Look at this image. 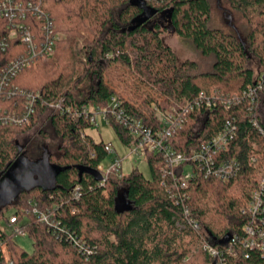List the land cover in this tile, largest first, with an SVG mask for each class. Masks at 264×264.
<instances>
[{"label":"trees","instance_id":"16d2710c","mask_svg":"<svg viewBox=\"0 0 264 264\" xmlns=\"http://www.w3.org/2000/svg\"><path fill=\"white\" fill-rule=\"evenodd\" d=\"M223 1L225 7L219 0L41 1L54 32L62 37L53 58L37 59L22 69L5 85L15 93L0 96V117L19 114L27 95L34 99L28 124H0V180L21 160L17 137L43 116L59 145L46 159L47 169H54L51 182L30 183L0 205V264H208L204 244L221 249L217 242L226 235L242 239V227L251 218L241 209L264 178V85L255 91L252 104L244 97L225 109L221 100L242 95L264 73V0ZM156 16L207 65L179 62L163 42L166 27ZM28 19L37 33V18ZM7 25L0 19L1 39L8 34ZM24 50L20 38L8 40L0 49V72ZM200 93L216 101L190 113L170 145L191 155L230 121L235 136L218 158L240 162L236 177L223 182L200 174L178 191L173 176L184 166L171 168L160 154L146 149L149 177L134 169L128 175L112 173L100 184L85 172L106 163L107 153L105 142L88 134V119L73 117L75 109L105 108L115 97L126 118L155 129L157 113L180 111ZM109 126L121 143L136 145L121 124L111 120ZM30 147L23 149L35 159ZM122 197L128 207L118 210ZM184 208L196 228L175 226L185 222ZM33 209L48 214L51 224L40 222ZM11 216L30 250L17 241L13 228H1L10 225ZM249 261L259 264L262 259L251 252Z\"/></svg>","mask_w":264,"mask_h":264},{"label":"built area","instance_id":"2783aa9c","mask_svg":"<svg viewBox=\"0 0 264 264\" xmlns=\"http://www.w3.org/2000/svg\"><path fill=\"white\" fill-rule=\"evenodd\" d=\"M42 0H0V19L7 21L8 34L5 38H0V49L7 47L8 40L20 38L24 44L23 53L11 58L0 72V96L10 97L15 92L14 89H6L8 81L14 78L22 69L32 65L37 59H50L54 57L55 43L59 40V34L54 32L53 24L48 15L42 11L40 3ZM37 18L35 25L38 27L37 33H32L29 19ZM40 20V21H38ZM264 85V73H261L255 81L254 87L249 86L242 95L226 97L221 100L225 109L237 105L243 101V98L254 102L255 91L260 90ZM25 95L24 92H21ZM26 104L19 114L10 113L0 117V124H28L34 114V99L31 95L26 96ZM211 98L200 93L196 99L185 108L177 111L168 110L163 113H157V128L151 129L145 127L141 122L126 118L120 110L118 100L111 97L105 108L98 106H83L81 109L73 111V117L85 116L91 124L92 129H98L101 125H109L113 120L121 124L136 139V145L131 146V153L140 151L143 156V150L160 154L171 168L184 166V169L178 176H173V183L177 190H185L188 184L195 179L197 175H203L204 178L213 177L223 182H228L236 177L240 171V162L236 159L219 160L220 153L226 150L231 139L235 136V126L227 121L221 130L209 140L200 145L197 151L191 155H184L176 152L170 145L171 137L182 128L190 113L200 109H209L215 102ZM60 100L55 107L61 109ZM69 113V110L66 109ZM255 124V123H254ZM104 150L107 153V163H101L96 166V171L100 174V184H103L107 177L114 173H121V159L116 155L115 150L109 143H105ZM163 172L162 167L157 168ZM186 194L183 192L181 196ZM175 199L178 195L175 194ZM187 197V196H186ZM32 212L38 217L39 221L50 225L49 215L33 209ZM242 214L248 215L251 219L242 227L243 237L241 240L238 235L233 234L230 240L221 249L215 248L209 244L203 245V250L209 255L211 261L208 264H256L250 260V253H257L264 264V178L259 186L253 190L246 207L241 209ZM185 222L176 221L175 226L178 229H184L188 224L197 227V222L190 217L189 210L184 208ZM14 217L9 218V224L18 236L21 233L14 227ZM11 264V263H9ZM258 264V263H257Z\"/></svg>","mask_w":264,"mask_h":264},{"label":"rangeland","instance_id":"374dc122","mask_svg":"<svg viewBox=\"0 0 264 264\" xmlns=\"http://www.w3.org/2000/svg\"><path fill=\"white\" fill-rule=\"evenodd\" d=\"M221 5L225 7V3L223 0H219ZM216 13V11H214ZM236 18V23L238 25H242L243 20ZM154 19L159 20L156 16ZM161 21V20H159ZM166 27L164 32L161 33V38L167 46H169L173 52L175 53L179 62L183 60H195L199 63H203L202 65H207L206 62L201 59L193 46L184 41L180 37H178L174 31L171 30L170 27H167V23L161 21V24ZM61 35L59 34V39H61ZM45 132V133H44ZM45 134V137L42 135ZM88 134L95 140H102L105 143L111 144L113 149L116 152V155L121 159V173L123 175H128L132 170L137 169L145 177H149V170L147 164L145 162L144 156L141 155L140 151L138 154L131 153L132 147L126 146L117 137L113 128L109 125H101L98 129H90L88 130ZM18 145L20 146L22 151L21 155V166H13L10 172H8L1 180H0V205L9 200H13L15 198V194L19 189L23 187H27L30 183L35 181H41L42 183H47L46 181L51 182L52 172L54 169L48 168L41 164L46 163L47 156L55 154L57 152V146L59 145V141L54 137L53 132L51 131L49 125L46 123V116H43L39 123L34 126L29 132L25 134H21L17 137ZM31 145L29 148L30 151L35 149V159L28 158L30 156L27 155V150L23 148L25 145ZM27 162V163H25ZM104 162L107 163V160ZM32 164V165H30ZM32 167L27 169L28 167ZM27 169V170H26ZM37 169L36 171H34ZM31 174L36 175L35 180H31ZM50 178V179H49ZM128 207V201L122 197L117 200L116 208L118 210H122ZM4 231H10L13 228L12 225L9 226H1ZM17 241L27 250H30V242L25 239L23 236H18Z\"/></svg>","mask_w":264,"mask_h":264},{"label":"water","instance_id":"95a60500","mask_svg":"<svg viewBox=\"0 0 264 264\" xmlns=\"http://www.w3.org/2000/svg\"><path fill=\"white\" fill-rule=\"evenodd\" d=\"M20 161V162H19ZM25 163H27V162H25ZM18 165H21V160H18V163H17V166ZM30 165H32V164H30ZM41 165H43L44 167L46 166V163H43V164H41ZM30 168H32L31 166L30 167H28L27 169H30ZM26 169V170H27ZM37 170V169H36ZM35 171V170H34ZM37 172V171H36ZM85 172H88L89 174H91L94 178H95V180L96 181H100L101 180V176H100V174L96 171V170H89V171H85ZM32 175V174H31ZM230 240V235H226L225 237H223L221 240H219L218 242H217V244L218 245H220V246H225L227 243H228V241Z\"/></svg>","mask_w":264,"mask_h":264},{"label":"crops","instance_id":"0c3cea01","mask_svg":"<svg viewBox=\"0 0 264 264\" xmlns=\"http://www.w3.org/2000/svg\"><path fill=\"white\" fill-rule=\"evenodd\" d=\"M21 165H18V167H20ZM35 171H38V170H36L35 169ZM37 173V172H36ZM36 179V175H34V174H32L31 175V180L33 181V180H35ZM35 182H39V181H35Z\"/></svg>","mask_w":264,"mask_h":264}]
</instances>
